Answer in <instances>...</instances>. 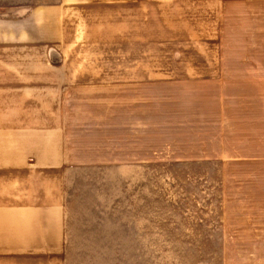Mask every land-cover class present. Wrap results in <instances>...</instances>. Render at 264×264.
I'll list each match as a JSON object with an SVG mask.
<instances>
[{
    "label": "crops",
    "instance_id": "1",
    "mask_svg": "<svg viewBox=\"0 0 264 264\" xmlns=\"http://www.w3.org/2000/svg\"><path fill=\"white\" fill-rule=\"evenodd\" d=\"M256 2L57 0L52 35L66 37L69 53L60 64L44 57L49 45L39 49L49 33L28 27L46 5L0 29L17 37L15 57L3 56L13 44L0 40V264H66L67 191L78 171L186 162L189 139L204 140L208 90L236 82L226 69L259 68L264 84V64L210 56L247 35Z\"/></svg>",
    "mask_w": 264,
    "mask_h": 264
},
{
    "label": "rangeland",
    "instance_id": "2",
    "mask_svg": "<svg viewBox=\"0 0 264 264\" xmlns=\"http://www.w3.org/2000/svg\"><path fill=\"white\" fill-rule=\"evenodd\" d=\"M28 1L0 11V29L46 5L28 27L49 33L42 52L54 40L68 60L66 37L52 35L57 0ZM253 1L247 35L226 38L212 58L264 64V0ZM2 38L13 44L3 56L15 57L17 37ZM226 70L236 82L208 90L204 140L189 139L188 161L78 171L67 191L66 264H264V84L259 68Z\"/></svg>",
    "mask_w": 264,
    "mask_h": 264
},
{
    "label": "water",
    "instance_id": "3",
    "mask_svg": "<svg viewBox=\"0 0 264 264\" xmlns=\"http://www.w3.org/2000/svg\"><path fill=\"white\" fill-rule=\"evenodd\" d=\"M27 0H0V5L4 6H15L21 3H25ZM47 57L49 61L53 64L60 63L62 61V56L59 51L52 45H49L46 50Z\"/></svg>",
    "mask_w": 264,
    "mask_h": 264
}]
</instances>
